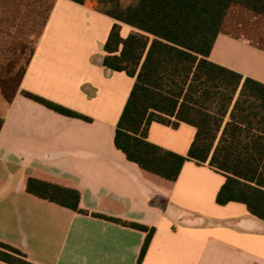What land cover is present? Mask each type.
<instances>
[{
  "label": "crops",
  "instance_id": "crops-1",
  "mask_svg": "<svg viewBox=\"0 0 264 264\" xmlns=\"http://www.w3.org/2000/svg\"><path fill=\"white\" fill-rule=\"evenodd\" d=\"M115 23L89 5L55 0L19 92L12 103L1 95L0 242L34 264H137L147 233L98 214L155 228L142 264H264V221L244 204H217L224 175L188 161L169 183L116 147L135 80L103 64ZM120 25L124 39L135 31ZM210 60L264 84V50L243 36L219 34ZM23 91L89 120L61 115ZM196 133L184 123H153L148 139L187 155ZM29 177L77 189L87 214L29 194Z\"/></svg>",
  "mask_w": 264,
  "mask_h": 264
},
{
  "label": "trees",
  "instance_id": "trees-1",
  "mask_svg": "<svg viewBox=\"0 0 264 264\" xmlns=\"http://www.w3.org/2000/svg\"><path fill=\"white\" fill-rule=\"evenodd\" d=\"M89 5L113 18L105 44L104 66L135 80L115 132V145L146 174L175 183L186 162L208 165L226 181L217 204H244L264 221V84L210 60L219 34L228 32L230 16L243 10L264 20V0H69ZM55 0L46 11L42 34ZM120 23L135 29L121 36ZM236 36H240L235 34ZM249 40V39H248ZM251 41V40H250ZM252 44L262 50L257 41ZM30 59L17 75L12 61L0 76V92L12 103L20 90ZM22 94L68 117L88 118L61 105L23 91ZM153 123L174 129L181 124L197 133L187 155L165 150L148 139ZM4 121L0 120V133ZM27 192L75 212L81 194L34 177ZM93 216L147 233L138 263L142 264L155 228L106 216ZM0 261L34 264L21 251L0 242Z\"/></svg>",
  "mask_w": 264,
  "mask_h": 264
},
{
  "label": "rangeland",
  "instance_id": "rangeland-1",
  "mask_svg": "<svg viewBox=\"0 0 264 264\" xmlns=\"http://www.w3.org/2000/svg\"><path fill=\"white\" fill-rule=\"evenodd\" d=\"M136 0H123L128 5ZM52 0H0V76L13 61L17 75L34 48L43 29L46 11ZM228 32L257 41L264 46V20L243 10L231 14ZM0 99H3L0 92Z\"/></svg>",
  "mask_w": 264,
  "mask_h": 264
}]
</instances>
